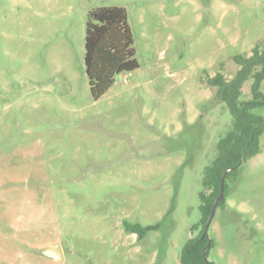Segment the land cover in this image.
I'll use <instances>...</instances> for the list:
<instances>
[{"label":"rangeland","instance_id":"374dc122","mask_svg":"<svg viewBox=\"0 0 264 264\" xmlns=\"http://www.w3.org/2000/svg\"><path fill=\"white\" fill-rule=\"evenodd\" d=\"M102 7L125 8L140 66L94 100L86 29ZM257 45L264 0H0V264H182L234 120L207 80ZM224 201L209 262L264 264V132Z\"/></svg>","mask_w":264,"mask_h":264},{"label":"trees","instance_id":"16d2710c","mask_svg":"<svg viewBox=\"0 0 264 264\" xmlns=\"http://www.w3.org/2000/svg\"><path fill=\"white\" fill-rule=\"evenodd\" d=\"M135 55L133 34L128 25L125 8L102 7L89 14L85 64L94 100H99L107 93L118 75L139 68ZM234 62L238 70L231 79L219 72L207 80L209 86L217 89L215 98L226 104L234 120L232 129L217 144V156L205 169V190L200 193L202 230L184 246L181 254L182 264H206L203 250L209 240L204 237V228L213 204L219 197L221 178L225 171L230 170L226 175V188L228 180L236 175L241 162L260 152L264 119L254 114L253 110L264 105V92L261 89L264 82V45H257L251 55H236ZM250 78L254 80V99L241 102L243 86ZM233 168L235 169L232 170ZM224 204L225 201L219 206ZM127 225L128 229L138 233L139 237H143L152 229L140 224ZM207 253L209 255V250Z\"/></svg>","mask_w":264,"mask_h":264},{"label":"water","instance_id":"95a60500","mask_svg":"<svg viewBox=\"0 0 264 264\" xmlns=\"http://www.w3.org/2000/svg\"><path fill=\"white\" fill-rule=\"evenodd\" d=\"M235 168H233L232 170H234ZM230 170H227L225 171L224 175L222 176L221 178V186H220V194H219V197L216 199V201L214 202L213 204V207H212V211H211V214L205 224V228H204V237L207 238L209 240V235H208V230H209V227L214 219V216L216 214V211H217V208L219 206V204L221 202L224 201L225 199V181H226V175L227 173L229 172ZM211 247V242L209 241L207 246L204 248L203 250V258H204V261L206 264H211L208 260V250L210 249ZM46 256L48 257H51V258H54L56 260H62L64 258V254H63V250L60 246H53V247H50L49 249L45 250L43 252Z\"/></svg>","mask_w":264,"mask_h":264}]
</instances>
